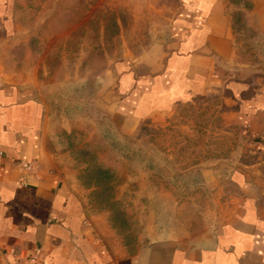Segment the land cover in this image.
<instances>
[{"label":"rangeland","instance_id":"1","mask_svg":"<svg viewBox=\"0 0 264 264\" xmlns=\"http://www.w3.org/2000/svg\"><path fill=\"white\" fill-rule=\"evenodd\" d=\"M174 0H23L0 65L45 103L50 172L81 194L89 226L117 253L155 238L195 243L228 217L243 131L217 94L152 114L127 132L110 121L121 66L158 38ZM249 0H230L239 66L264 77V31ZM38 162L32 172L39 174Z\"/></svg>","mask_w":264,"mask_h":264},{"label":"crops","instance_id":"2","mask_svg":"<svg viewBox=\"0 0 264 264\" xmlns=\"http://www.w3.org/2000/svg\"><path fill=\"white\" fill-rule=\"evenodd\" d=\"M22 1L0 0V44L15 34ZM229 1L174 0L163 33L121 66L105 103L110 121L127 132L195 97H222L228 120L243 131L228 217L195 243L155 238L114 252L89 226L78 190L50 172L37 89L0 65V264H26L36 248L39 264H264V77L247 78L239 66ZM249 1L247 25L263 32L264 0Z\"/></svg>","mask_w":264,"mask_h":264},{"label":"built area","instance_id":"3","mask_svg":"<svg viewBox=\"0 0 264 264\" xmlns=\"http://www.w3.org/2000/svg\"><path fill=\"white\" fill-rule=\"evenodd\" d=\"M40 248L34 249L28 254V262L26 264H39Z\"/></svg>","mask_w":264,"mask_h":264}]
</instances>
